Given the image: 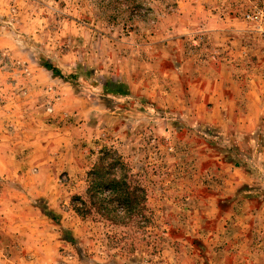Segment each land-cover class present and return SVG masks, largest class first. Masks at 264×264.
Wrapping results in <instances>:
<instances>
[{
    "label": "rangeland",
    "instance_id": "374dc122",
    "mask_svg": "<svg viewBox=\"0 0 264 264\" xmlns=\"http://www.w3.org/2000/svg\"><path fill=\"white\" fill-rule=\"evenodd\" d=\"M256 10L264 20V0H0V148L34 168L1 182L62 241L32 260L21 245L14 264H264ZM103 157L139 197L115 222L87 195Z\"/></svg>",
    "mask_w": 264,
    "mask_h": 264
},
{
    "label": "crops",
    "instance_id": "0c3cea01",
    "mask_svg": "<svg viewBox=\"0 0 264 264\" xmlns=\"http://www.w3.org/2000/svg\"><path fill=\"white\" fill-rule=\"evenodd\" d=\"M21 149L24 148H0V187H2L0 188V264L16 263L17 250L21 249V245L31 253L27 258L34 259L39 256L38 251L51 250L62 242L59 241L60 231L55 226L39 227L38 223L40 222L35 221L38 218L36 213L39 214V212H35L32 205L27 209H22V195L17 193L18 190L14 187H7L1 182L13 181L19 185L23 181L24 175H28L34 169L29 164H23L15 158L12 159V153H21ZM26 149L28 154L33 152L31 155L33 158L36 152L42 154L46 148ZM33 215H35L34 219ZM42 217L45 216L42 215ZM51 237L57 238L58 241L52 242ZM24 239L25 241L21 244L20 242ZM33 255L35 256L33 257Z\"/></svg>",
    "mask_w": 264,
    "mask_h": 264
},
{
    "label": "trees",
    "instance_id": "16d2710c",
    "mask_svg": "<svg viewBox=\"0 0 264 264\" xmlns=\"http://www.w3.org/2000/svg\"><path fill=\"white\" fill-rule=\"evenodd\" d=\"M50 69L55 72L53 68ZM105 159L104 157L100 158L99 162L89 172L87 195L92 204L97 206L95 208L98 212L103 211L100 216L115 222L114 217L110 213L115 212L114 210L118 207H121L125 213L139 211V208H136L139 197L136 195V189L132 188L124 179L128 175H118L116 169L119 165L118 162L111 160L105 163ZM140 199L143 202L141 196ZM115 205L117 206L116 208ZM107 212L109 214H106Z\"/></svg>",
    "mask_w": 264,
    "mask_h": 264
},
{
    "label": "built area",
    "instance_id": "2783aa9c",
    "mask_svg": "<svg viewBox=\"0 0 264 264\" xmlns=\"http://www.w3.org/2000/svg\"><path fill=\"white\" fill-rule=\"evenodd\" d=\"M246 18L248 20H253L257 22L260 21L264 24V20H262V17H261V11L256 10V12H250L249 14H247Z\"/></svg>",
    "mask_w": 264,
    "mask_h": 264
}]
</instances>
